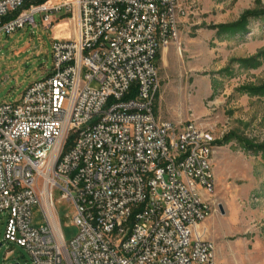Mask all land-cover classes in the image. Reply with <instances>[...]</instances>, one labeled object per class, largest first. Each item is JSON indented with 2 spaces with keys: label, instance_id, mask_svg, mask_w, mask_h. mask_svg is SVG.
<instances>
[{
  "label": "built area",
  "instance_id": "built-area-1",
  "mask_svg": "<svg viewBox=\"0 0 264 264\" xmlns=\"http://www.w3.org/2000/svg\"><path fill=\"white\" fill-rule=\"evenodd\" d=\"M26 1L0 0V32L42 13L49 26L67 16L71 33L52 44L51 70L0 105L4 240L24 248L27 264H218L208 201L186 187L193 179L211 193L214 148L202 127L161 121L152 108L155 53L177 41V0H47L10 16ZM55 188L72 207L68 242ZM33 206L46 225H32Z\"/></svg>",
  "mask_w": 264,
  "mask_h": 264
},
{
  "label": "rangeland",
  "instance_id": "rangeland-1",
  "mask_svg": "<svg viewBox=\"0 0 264 264\" xmlns=\"http://www.w3.org/2000/svg\"><path fill=\"white\" fill-rule=\"evenodd\" d=\"M177 3L182 11L177 41L155 61L154 113L178 126L197 118L201 126L194 124L203 126L205 141L214 148L204 226L217 263L264 264V0ZM42 17L34 13L33 21L0 32V105L17 101L43 78L52 68V44L70 38L67 16L56 14L50 26ZM61 194L53 190L68 242L76 229L72 207ZM31 212L34 227L46 225L39 206ZM6 220L1 214L0 264H27L24 248L4 240Z\"/></svg>",
  "mask_w": 264,
  "mask_h": 264
},
{
  "label": "bare ground",
  "instance_id": "bare-ground-1",
  "mask_svg": "<svg viewBox=\"0 0 264 264\" xmlns=\"http://www.w3.org/2000/svg\"><path fill=\"white\" fill-rule=\"evenodd\" d=\"M177 38H178V31H177ZM158 53H155V60ZM159 89L158 81H155V92L157 94ZM156 96H152V108L154 107V101ZM191 124V128H197L193 121H188ZM164 146L165 148H173V141H172V133H165L164 134ZM211 148H213L211 146ZM175 184H182V176H175ZM186 187L187 188H194L195 197L204 198L201 191L203 190L202 182H194L193 179H186ZM207 193V190H203ZM209 213V206H203V217H207Z\"/></svg>",
  "mask_w": 264,
  "mask_h": 264
},
{
  "label": "crops",
  "instance_id": "crops-1",
  "mask_svg": "<svg viewBox=\"0 0 264 264\" xmlns=\"http://www.w3.org/2000/svg\"><path fill=\"white\" fill-rule=\"evenodd\" d=\"M172 47H173V46L170 45L169 47L162 49V50L160 51V53H158V55H159V60H160V61L163 59V57H166V56L168 55V53H170L171 51H173V48H172ZM158 55H157V56H158ZM156 60H157V57H156ZM193 120H194V122L196 123V125H197L198 127L201 126V124H199V123L197 122V118H190V119H189V121H193ZM186 121H188V120H186ZM202 127H203V126H202ZM201 193H202L203 197L206 199V198H207V193L204 192L203 190L201 191Z\"/></svg>",
  "mask_w": 264,
  "mask_h": 264
},
{
  "label": "trees",
  "instance_id": "trees-1",
  "mask_svg": "<svg viewBox=\"0 0 264 264\" xmlns=\"http://www.w3.org/2000/svg\"><path fill=\"white\" fill-rule=\"evenodd\" d=\"M45 1H47V0H33V1H31V2H28V1H26L25 3H24V5L21 7V8H23V7H25V9H28L29 8V5L30 4H34V5H40V4H43ZM21 8H19V9H21ZM19 9H17L16 11H14L13 13H16ZM22 10H20L19 12H17V14L18 13H20ZM256 12H254V14H255ZM249 13H247V15H248ZM264 14V13H263ZM10 16H12V15H10ZM158 55V54H157ZM159 56V55H158ZM158 56H157V58H158Z\"/></svg>",
  "mask_w": 264,
  "mask_h": 264
}]
</instances>
